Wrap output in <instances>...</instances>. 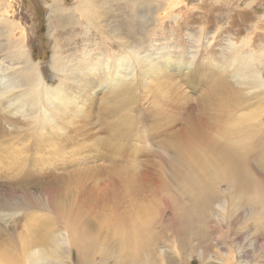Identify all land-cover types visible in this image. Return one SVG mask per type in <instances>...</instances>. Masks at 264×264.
I'll return each mask as SVG.
<instances>
[{
    "label": "bare ground",
    "instance_id": "1",
    "mask_svg": "<svg viewBox=\"0 0 264 264\" xmlns=\"http://www.w3.org/2000/svg\"><path fill=\"white\" fill-rule=\"evenodd\" d=\"M74 1L69 8L56 0L45 3L48 35L54 42V82L43 77L44 69L39 71L21 40L10 45L9 63L0 71V189L5 188L10 200L0 197V211L18 209L17 193L22 195L21 206L31 210L22 231L13 229L9 240L0 244V264H61L74 251L77 264H144L136 261L138 253L127 255L134 236L143 237L136 242L140 248H150L159 231L195 236L200 239L196 247H201L199 243L205 247L206 210L217 205V199L228 206L233 202L264 206V80L260 75L201 72L189 57L176 58L168 52L155 56L154 47L150 55L146 46L160 25L152 18L151 0H142L145 9L136 14L140 28L126 20L127 5L135 17L138 0ZM171 4L175 7L174 1ZM100 12L112 22L119 18L118 25H100ZM101 31H109L111 49L94 57L91 38ZM76 38L78 42L70 47ZM68 47L73 53H68ZM128 57L139 69L137 87L134 72L128 71ZM233 59L230 67L240 60ZM170 69L175 71L172 75ZM136 90L147 91L157 100L148 108L151 130L141 129V120L130 113L137 111L135 104L142 107ZM182 116L184 128L169 132ZM138 140L139 149L134 144ZM161 142L165 145L160 149ZM142 145H148V152ZM148 155L155 160H138ZM48 169H72L66 177L75 190L100 178L110 181L109 190L100 193L104 205L99 208V229L113 236V251L89 244L87 233L65 220L67 212L53 197L57 190L52 184L33 192L25 188L29 178L47 176ZM148 170L154 183L143 186L137 173ZM18 184L24 188L16 189ZM107 199L113 205L106 206ZM184 202L189 206H182ZM180 208L185 210L178 213ZM258 213L264 216V209ZM198 214L206 220L197 222V227ZM1 215L0 220L5 219ZM13 215L4 214L8 220ZM55 221L61 227L56 228ZM15 246L18 251L13 253L10 249Z\"/></svg>",
    "mask_w": 264,
    "mask_h": 264
},
{
    "label": "rangeland",
    "instance_id": "2",
    "mask_svg": "<svg viewBox=\"0 0 264 264\" xmlns=\"http://www.w3.org/2000/svg\"><path fill=\"white\" fill-rule=\"evenodd\" d=\"M52 1L0 0V71L2 66L5 67L9 63L11 53L10 45L18 44L19 41L17 40H21L24 43L23 45L27 46L26 48L33 62L39 65V71L41 67L44 69L42 71L46 74L43 77L48 76L47 80L51 78L54 82L55 74L51 69L52 45L54 42L48 35V10L45 6L46 2L51 4ZM56 1H60L67 8L77 3L76 1L73 2V0ZM95 1L93 0L92 2ZM151 1L152 3H149V9L153 12L154 17L152 16V18H155L154 21L160 25L151 37V42L146 46V50L150 55L154 53L152 49L154 47L157 50L155 56L163 52H168L172 57L176 58L182 56L187 59L189 57L193 65L199 66L201 72L258 73L262 80H264V0ZM172 1H174L175 7L171 6ZM138 2L135 5L137 12L135 13V17L128 11L131 5H127L126 20L127 24H135V27L140 28V20L137 15L143 13L145 4L142 3L144 2L142 0H138ZM146 6L148 7V4ZM100 13V25L103 26L109 23H113L114 26L118 25L119 18H116L112 22L102 12ZM75 17L78 21H82L78 13H75ZM51 30H54L52 23ZM80 30V28H77L78 33H80ZM107 32L109 33V31ZM108 33L106 34L105 31H101V34L93 32L91 46L94 44L92 47L94 57H97L102 51L108 52L111 49V41L109 40ZM78 40L79 38H76L70 47L76 45ZM67 51L69 54L73 53L72 48L69 49L68 47ZM247 55H253V57L248 59ZM75 56L78 58L79 52L75 53ZM233 57L240 60L233 62L234 65L230 67L232 60H234ZM245 58L248 61H244ZM127 65L128 71L134 72L133 84L135 85L133 86L137 87L136 74L139 72L138 66L131 60V57L127 58ZM168 71L170 75L175 72L172 69ZM47 80V84H54L53 82L49 83ZM251 91H255V88H250ZM136 94L138 105L140 106L141 104L142 107L138 109L135 104L134 110L137 111H131L130 113L135 118L141 120V129L151 130L153 121H151V117L148 114V108L153 104V101L157 100L150 93H147V91L144 93V91L139 90ZM190 95L193 101L191 102L194 103L196 101V95L193 92ZM101 119L103 120L104 118L101 117ZM185 121L184 116L179 117L177 124L169 132L183 129L186 124ZM261 122L264 123L263 114L261 116ZM97 133L102 137L103 134L98 129ZM158 134L162 135L163 132H158ZM134 144L137 149L141 148L140 140ZM164 145L165 142H161L158 147L160 148ZM154 147L157 148L155 142L153 143ZM142 148L145 149V152H148V145H142ZM138 160H144L146 163L147 161L152 162L155 159L148 155L146 158L142 156ZM145 163H142L143 166H145ZM79 170L81 168L77 169V171ZM71 171L72 169H68L67 171H63L62 169L58 171L48 169L47 176L35 175L37 178L35 176L29 178L28 182L24 183V185L25 188H30V191L33 192L37 188L52 184L54 190H57L54 192L53 197L56 198L55 200L58 203L61 202L62 205L64 204V210L67 212L65 220L68 223H72L75 230L81 229L85 231L91 239L89 244L95 242L96 247L98 245L101 249H110L113 251L115 249L112 246L114 243L113 236L110 235L108 237L105 231L99 229L101 220L99 217V208L104 205V201L100 198V193L103 190H109V186L112 184H110V181L100 178L87 183L80 190H75L68 183L71 179L66 177ZM151 172L152 170L137 173L138 183L143 186L154 183V179L150 174ZM13 183H16V181ZM23 186H19L18 184L15 188L20 190L24 188ZM0 190V197L6 199V201L9 200L8 197H5V194L9 195L8 192H5V188H1ZM17 195L16 200L18 202L16 201L17 203L15 205L20 203L18 209L15 211H0V214H2L1 217L5 218L0 220V244L9 240L8 233L12 232L13 229H15L16 233L18 230L22 231V225L25 220H28V214L31 213V210H26V208L21 206L23 201L22 198H19L22 195L20 193H17ZM46 200L47 197L44 198V201ZM106 201L108 202L106 206L113 205V201L110 199ZM110 201L111 203H109ZM215 203L218 204H211L206 210L208 216L207 226L204 229L207 232L206 245L204 247L203 244L199 243V246L204 247L203 249L196 247L197 241L200 239L196 241L195 236L189 237L186 233L176 236V234H172L171 232L159 231L156 240L152 238V247L150 246V248L148 246L140 248L136 245V242L143 237L134 236L135 239L132 237V243L134 244L127 249V255L138 253L139 255L135 257L136 261H142L144 264H264V216L258 213V211L264 209V206L256 204L255 207L248 202H233V204L228 206L219 199ZM182 206L187 207L189 203L184 202ZM183 210L185 208H180L178 213H181ZM4 214H14L16 216L14 219L11 218L12 220H8L9 217L6 218ZM229 215L232 217V220H229ZM194 220V223L198 227L197 222L203 221L204 223L206 219L202 220L200 214H198ZM55 224L56 228L61 227L56 221ZM171 235L173 236L172 238ZM16 239L17 237H15L14 241ZM97 239L100 240L99 243ZM189 242L191 243L189 244ZM108 246L109 248H106ZM183 246L184 248L181 249ZM17 247L15 246L10 250L14 253L18 251ZM193 247L194 249H192ZM133 248H136L135 251ZM91 255V260L93 261L92 252ZM76 262L77 256L74 251L70 255V259H67L61 264H77Z\"/></svg>",
    "mask_w": 264,
    "mask_h": 264
}]
</instances>
